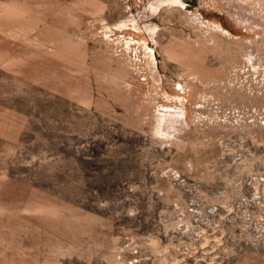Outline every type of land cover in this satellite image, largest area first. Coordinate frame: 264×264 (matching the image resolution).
<instances>
[{
    "label": "rangeland",
    "instance_id": "1",
    "mask_svg": "<svg viewBox=\"0 0 264 264\" xmlns=\"http://www.w3.org/2000/svg\"><path fill=\"white\" fill-rule=\"evenodd\" d=\"M0 264H264V0H0Z\"/></svg>",
    "mask_w": 264,
    "mask_h": 264
},
{
    "label": "bare ground",
    "instance_id": "2",
    "mask_svg": "<svg viewBox=\"0 0 264 264\" xmlns=\"http://www.w3.org/2000/svg\"><path fill=\"white\" fill-rule=\"evenodd\" d=\"M160 1H164V0H160Z\"/></svg>",
    "mask_w": 264,
    "mask_h": 264
}]
</instances>
